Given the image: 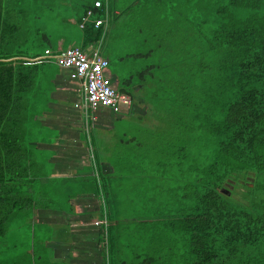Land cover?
<instances>
[{
  "label": "trees",
  "instance_id": "1",
  "mask_svg": "<svg viewBox=\"0 0 264 264\" xmlns=\"http://www.w3.org/2000/svg\"><path fill=\"white\" fill-rule=\"evenodd\" d=\"M97 1L0 0V264H54L53 227L36 213L71 215L87 194L104 200L106 264H264V205L246 208L228 188L255 176L264 186V0H133L126 14L155 61L141 73L159 125L131 115L140 124L119 145L130 162L113 173L94 153L83 168L93 174L56 176L62 133L44 117L62 69L45 52L103 40L96 21L115 0ZM56 10L73 39L41 25ZM163 13L178 28L154 42L148 26L169 23Z\"/></svg>",
  "mask_w": 264,
  "mask_h": 264
},
{
  "label": "crops",
  "instance_id": "2",
  "mask_svg": "<svg viewBox=\"0 0 264 264\" xmlns=\"http://www.w3.org/2000/svg\"><path fill=\"white\" fill-rule=\"evenodd\" d=\"M135 7L137 6L134 4L126 6L114 4L109 16L104 20L102 19V26L105 27L104 37L109 32L111 39L114 38L116 41L119 39L128 41L139 39L142 42V47H144V36L141 30H129L119 25L122 19L130 16L126 12ZM102 42L100 40L95 46L86 49V51L91 52L99 49L103 56ZM64 45H66V40H60L59 49L55 52L78 47L71 46L65 49L63 48ZM130 45L121 46L118 51L108 52V56H103L108 61L105 76L110 80L113 88L130 101L129 104H123L120 114H114L107 108L92 110L88 107L84 99V81L72 79L71 70L61 67V75L57 80L58 88L53 94L56 103L51 105L52 112L44 117V120L50 126L60 129L62 133L57 144L52 146L58 152L57 157H55L56 176H75L77 173H80L81 176L89 175L90 172H84L83 168L91 166L95 154L99 155L101 167L105 173H113L112 165L129 163L130 161L124 159L126 155L124 149L119 146L122 145V139L124 138L120 140L119 145H116L117 149L115 146V150L112 152L104 145V141L116 132V126L128 124L132 114L135 118H138V116L144 117L143 126L150 125L154 129L149 119V113L159 110L149 102V99L153 97L151 93L154 92L153 87L146 88L149 75L147 73L142 75V71H140L125 78L119 68L121 65H125V68L129 65L135 66L138 60L145 56L144 51ZM134 59L136 61L135 65L133 63ZM147 65H144V70ZM137 76L138 78L135 81ZM127 135L129 133L122 136L126 137ZM91 173L93 174V172ZM103 204V198L100 201L93 195L87 194L81 195L74 203L75 209L71 215L50 210L37 211L36 220L48 223L53 227L50 247L54 264H106L99 244L102 225L108 224L106 220H101L98 217L99 209Z\"/></svg>",
  "mask_w": 264,
  "mask_h": 264
},
{
  "label": "rangeland",
  "instance_id": "3",
  "mask_svg": "<svg viewBox=\"0 0 264 264\" xmlns=\"http://www.w3.org/2000/svg\"><path fill=\"white\" fill-rule=\"evenodd\" d=\"M132 1L133 0H115L114 4L126 6L130 4ZM161 16H163L164 18L170 19V22L167 23L161 19H158V25H155L153 27L148 26V30L151 29L150 35L154 42H156V40H158L159 38H162V39L167 38L169 41V36H171L173 31L176 30V28H178V27H175L176 23L173 21L174 17L175 16L177 17L176 14L174 16V13H171V14L163 13L162 15H160V17ZM189 16H192V14H190ZM142 17H143V20L141 22H144V15H142ZM185 18H186L185 13L178 15V19L181 21L183 25L186 24ZM130 19H131V16H128V18L122 19V22L121 24L119 23V25H121L122 27L128 28L129 30H135L132 28L133 20H130ZM42 20L43 21L41 25L44 26L45 31H47L54 40L58 39L60 35H63V36L67 35L69 40L73 39L70 33H65L64 29L66 28V25L60 21L58 10H56L54 14H50L49 12H43ZM107 34L108 35L103 38L102 40L103 42L101 44L102 53L104 52L105 56H108L109 53H114L115 51H118V49L121 46L126 47L127 45H130V44H132L130 45L131 47L135 46V47H138L141 51H144L145 56L139 59L137 64L134 59L133 63L134 65L136 64L135 66L129 65L126 68L124 67L125 65L119 66L120 70L123 72V77L128 78L131 75L137 74L138 72L144 69V65H147L150 63L153 64L155 62L153 61L152 57H147V55H150V56L152 55L150 53V49L147 48L148 46L145 43H144L145 44L144 47H142L141 45L142 42L139 39H134V40L131 39L130 41L125 40V39L123 40L119 39L116 41L114 40V38L111 39V35L109 32ZM137 78L138 76L136 77L135 81L137 80ZM153 116H154V112L151 111L149 113V119L152 122L154 129H156V126L159 125V123L158 121L156 120L154 121V119H152ZM132 121H133V118H131L129 123H131ZM134 122L137 124L136 126L140 124V121H137V120L135 121V119H134ZM146 128L147 130H150L151 126L149 125ZM133 131H135V128L133 127V125L130 126L129 124H122V125H119V127L116 126V132H114L113 135L105 139L104 145L107 147L108 150H110V152H112L113 150H115V146L120 144V140L122 138H127V139L132 138ZM125 133L126 134L129 133V135H127L126 137L122 136ZM116 149H117V146H116ZM237 179L238 180L235 184V187H228V188L229 190L233 191V194L231 193L230 195L234 196L233 198L238 204L243 205L246 208L252 205L253 209H256L258 207L259 202L264 205V186H262L261 189H258V184L261 183L258 181V177L256 176L253 177L252 180H250V182L249 180L247 181V177H238ZM245 182H247V186L244 185Z\"/></svg>",
  "mask_w": 264,
  "mask_h": 264
},
{
  "label": "built area",
  "instance_id": "4",
  "mask_svg": "<svg viewBox=\"0 0 264 264\" xmlns=\"http://www.w3.org/2000/svg\"><path fill=\"white\" fill-rule=\"evenodd\" d=\"M96 6L101 7V2H96ZM102 24V19L97 20L96 28ZM45 55L54 59L63 69L71 70L72 79L84 81L85 103L92 110L107 108L114 114H120L123 104L130 103L124 95L113 88L105 76L108 61L101 55L99 49L88 52L74 47L57 53L47 50Z\"/></svg>",
  "mask_w": 264,
  "mask_h": 264
},
{
  "label": "water",
  "instance_id": "5",
  "mask_svg": "<svg viewBox=\"0 0 264 264\" xmlns=\"http://www.w3.org/2000/svg\"><path fill=\"white\" fill-rule=\"evenodd\" d=\"M16 59H23V60H29L28 58H16Z\"/></svg>",
  "mask_w": 264,
  "mask_h": 264
}]
</instances>
